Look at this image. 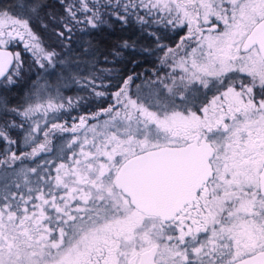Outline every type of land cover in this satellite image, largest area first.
Returning a JSON list of instances; mask_svg holds the SVG:
<instances>
[{
    "label": "snow or ice",
    "instance_id": "obj_1",
    "mask_svg": "<svg viewBox=\"0 0 264 264\" xmlns=\"http://www.w3.org/2000/svg\"><path fill=\"white\" fill-rule=\"evenodd\" d=\"M0 264H264V0H0Z\"/></svg>",
    "mask_w": 264,
    "mask_h": 264
},
{
    "label": "trees",
    "instance_id": "obj_2",
    "mask_svg": "<svg viewBox=\"0 0 264 264\" xmlns=\"http://www.w3.org/2000/svg\"><path fill=\"white\" fill-rule=\"evenodd\" d=\"M151 70H152L151 61H141V67L137 69V71H141V72H151Z\"/></svg>",
    "mask_w": 264,
    "mask_h": 264
},
{
    "label": "rangeland",
    "instance_id": "obj_3",
    "mask_svg": "<svg viewBox=\"0 0 264 264\" xmlns=\"http://www.w3.org/2000/svg\"><path fill=\"white\" fill-rule=\"evenodd\" d=\"M68 94L71 95V94H73V93L69 92Z\"/></svg>",
    "mask_w": 264,
    "mask_h": 264
}]
</instances>
